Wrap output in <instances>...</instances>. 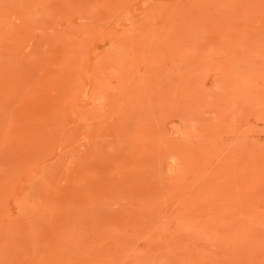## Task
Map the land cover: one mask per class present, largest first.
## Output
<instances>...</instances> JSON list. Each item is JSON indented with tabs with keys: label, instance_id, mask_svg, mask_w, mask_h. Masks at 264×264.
Instances as JSON below:
<instances>
[{
	"label": "rangeland",
	"instance_id": "rangeland-1",
	"mask_svg": "<svg viewBox=\"0 0 264 264\" xmlns=\"http://www.w3.org/2000/svg\"><path fill=\"white\" fill-rule=\"evenodd\" d=\"M0 264H264V0H0Z\"/></svg>",
	"mask_w": 264,
	"mask_h": 264
}]
</instances>
